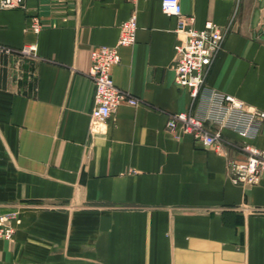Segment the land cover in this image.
<instances>
[{"label": "crops", "instance_id": "crops-1", "mask_svg": "<svg viewBox=\"0 0 264 264\" xmlns=\"http://www.w3.org/2000/svg\"><path fill=\"white\" fill-rule=\"evenodd\" d=\"M161 1L0 6V46L12 49L0 51V211L16 228L0 264H264V172L254 185L228 172L245 157L241 136L223 129L206 145L167 127L192 102L175 82L178 17ZM181 4L195 28L226 30L207 86L264 110V0ZM133 12L136 42L111 72L139 102L95 120L91 50L115 44ZM249 140L264 149V121Z\"/></svg>", "mask_w": 264, "mask_h": 264}, {"label": "built area", "instance_id": "built-area-1", "mask_svg": "<svg viewBox=\"0 0 264 264\" xmlns=\"http://www.w3.org/2000/svg\"><path fill=\"white\" fill-rule=\"evenodd\" d=\"M27 0H1L3 8L23 5ZM163 12L178 17L175 44V82L189 89L191 109L169 115L167 127L178 135L190 134L210 145L220 140L223 129H230L242 138L245 157L231 159L228 172L235 183L254 185L261 181L264 172V149L249 139L259 133L264 121V110L253 106L243 99L221 90L207 86L206 79L211 66L223 47L226 30L207 20L204 27L193 26L194 16L183 12L181 0H162ZM35 31L41 28L39 18H31ZM137 14L133 12L120 24L118 40L113 45H99L91 50L89 75L95 84L94 103L91 116L95 120H108L123 102L136 105L139 99L119 88L112 76V67L121 61L119 48L136 42ZM34 46L24 47L21 51L30 53ZM7 46H0L1 52H10ZM15 213L0 211V238L14 239L16 231Z\"/></svg>", "mask_w": 264, "mask_h": 264}]
</instances>
